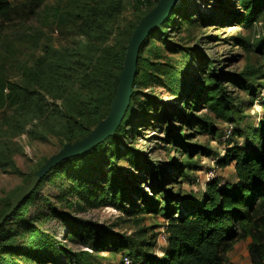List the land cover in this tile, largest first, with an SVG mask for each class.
<instances>
[{
	"label": "rangeland",
	"instance_id": "rangeland-1",
	"mask_svg": "<svg viewBox=\"0 0 264 264\" xmlns=\"http://www.w3.org/2000/svg\"><path fill=\"white\" fill-rule=\"evenodd\" d=\"M8 1L12 7L28 4V0ZM154 1L42 0L39 10L30 19L15 17L5 30L0 31V89L3 87V92L0 93V210L13 194L29 183L48 158L78 137L75 128L69 129L70 124H77L79 120L74 106V103H79L78 98L86 101L90 99L88 110L103 111L107 94L105 89L84 92L81 82L74 81L81 69L76 63L90 53L94 52L97 56L103 48L122 45L127 31L150 6H155ZM101 8L107 15L103 19L107 22L105 24L108 31L106 35L99 37L104 21L100 15L98 17L101 20L93 15L92 10ZM176 8L179 9L173 22L164 33L152 38L149 43L152 51L147 53L144 50L143 57L150 63H160L161 68L173 66L178 70L187 69L184 78L185 95L189 94L190 98L194 96L203 76L219 70L234 74L254 70L257 77L253 83V91L248 93L229 84L223 85L238 106V114L230 123L216 119L196 101L198 105L190 113L206 116L212 134L195 136L192 129L177 119L179 113L188 112L189 98L174 97L169 89L158 85L150 73L145 77L139 75L133 104L136 112L124 126L118 157L112 155L115 143L111 140L113 137L105 140L102 166L96 173L90 172L88 177L87 183L95 191L102 185H108L104 183L102 173H107L112 161L124 174L138 176L136 187L155 200L156 196L149 187V179L129 165L130 156L125 153L128 150L134 154L140 153L146 163L164 168L170 180L173 164L185 160L181 144L168 143L170 133L180 141L185 140L186 143L202 148L200 153L193 156L184 177L168 181L170 185L166 188L173 198L184 204V197H199L205 192L209 173L214 175L212 180H218L220 184L225 181L234 182L233 165L219 168L216 160L224 156L228 148L246 145L243 133L257 127L264 116V19L256 17L249 23L235 22L233 16L240 12L235 0H179ZM88 13L92 14L88 16ZM181 14H184L185 20L180 17ZM92 20L93 28L97 27L95 35L89 34L92 32L85 28L92 27ZM237 37L244 38L246 44L238 45L233 41ZM89 45H95L90 52ZM169 49L175 50V53ZM187 54H191V59L185 66ZM209 63L214 68L208 67ZM56 68L59 69L57 73ZM61 74L64 78H61ZM10 85H16L23 93L30 92L32 99L23 98V93L20 98L11 95ZM71 96L75 102L66 101ZM151 102H158L156 106L160 108L154 111L149 106L146 112L141 111L143 103ZM162 105H172L169 110L170 118L166 123ZM83 119L87 121L85 126L89 131L93 130V116L88 115ZM185 136L187 138H183ZM68 173L71 175L72 171L69 170ZM72 188L67 175H60L59 171L52 172L37 187L32 203L26 206V217L36 219L33 224L37 228L73 252L90 250L79 235L72 240L66 239V229L57 218L49 214L50 204L73 217L94 222L112 234L125 236L129 246L133 245L134 249L140 248L153 256L161 257L168 223L162 212L127 216L108 205L86 206L80 210L79 203H83L72 192ZM135 204L141 203L136 199ZM162 206L161 202L160 208ZM20 230L14 223L4 228L6 233L14 232L16 244L26 240V234ZM247 244V241L239 242L227 254L231 264H251ZM121 245L124 248L119 252H112L110 248L98 253L91 252L93 264H123L122 258L130 254V250L125 247L126 241ZM15 260L18 264H31L22 258ZM62 264L73 263L62 259Z\"/></svg>",
	"mask_w": 264,
	"mask_h": 264
},
{
	"label": "trees",
	"instance_id": "trees-1",
	"mask_svg": "<svg viewBox=\"0 0 264 264\" xmlns=\"http://www.w3.org/2000/svg\"><path fill=\"white\" fill-rule=\"evenodd\" d=\"M137 2L140 3L139 0ZM154 2L156 5L158 0ZM235 2L240 10L233 16L235 22L249 23L256 17L264 19V0H235ZM41 4L42 0H28L26 6L12 7L8 0H0V31L5 30L7 24L15 17L25 20L30 19L37 13ZM153 8L150 6L148 11L131 26L122 45L103 48L97 56L94 52L90 53L76 63L77 67H81V69L76 70L79 72L77 80L72 79L81 82L85 89L84 92L87 91L88 93V90L104 91L105 89L107 94L101 112L95 109L88 110L90 99L86 101L78 98L79 103H74L79 123L70 124L71 128L69 127V129L75 128L78 137L71 143L81 140L91 132L85 126L87 121L83 119L84 117L93 116L95 128L108 115L110 104L115 97L129 38L141 18ZM178 9L175 7L170 16L150 33L139 50L137 73L133 82L130 106L121 125L111 138L115 142L112 152L113 157H118L119 144L122 143L123 133L125 132L124 126L131 121L136 112L133 104L136 100L134 95L137 93L135 88L139 75L145 77L150 73L156 79V83L169 89L174 97L189 98L188 112H178L180 116L177 119H180L183 125L192 129L195 136L212 134V128L206 116L190 113L195 111L194 109L198 105L196 101L216 119L230 123L234 121V117L238 114V106L234 104V98L228 94L223 85L229 84L248 93L253 91V83L257 77V72L254 70H248L240 74L225 73L219 70L203 76L198 82L194 96L190 98L189 94L185 95L186 82L184 78L188 72L187 69L178 70L173 66H169L168 69L161 68L160 63H150L146 57H143L144 50L147 53L152 51V47L149 45L152 38L155 35L164 33L168 25L173 22ZM92 13L97 17L100 15L101 19L107 16L102 8L100 10L93 9ZM92 13L87 15L89 16ZM183 16L184 14H181L180 17ZM103 21L102 32L99 33L101 34L99 37L103 34L106 35L108 31L106 30V20L103 19ZM93 26L94 21L92 20V27L86 26L85 28L90 29L92 33L89 34L95 35L97 27L93 28ZM233 41L241 46L246 44L245 39L242 37L233 38ZM94 47L95 45H89L88 52ZM169 51L175 53V50L169 49ZM185 58V66H187L191 54H187ZM207 66L214 68L212 63ZM61 68L66 70L64 67ZM55 71L57 73L59 69L56 68ZM73 72H75L74 69ZM71 76L72 73L69 75V79ZM61 78H64L62 74ZM2 92L3 87L0 89L1 94ZM10 92L16 98H20L23 93L16 85H10ZM73 93L76 94L77 92ZM31 95L30 92L23 93L22 97L28 100L32 99ZM79 95L83 94L79 93ZM66 101L75 102L72 96ZM156 104L158 102L143 103L140 109L146 112L149 106H152L155 111L156 108H160ZM162 106L165 116L164 122L166 123L170 118L169 110L172 109V105ZM71 110L72 108H70ZM242 136L247 140L246 145H236L228 148L224 156L216 160L219 168L233 165L235 181H225L222 184L218 180L209 181L205 184L206 188L203 194L197 198L184 197V204L173 198L166 187L170 185L168 181H175L176 178H182L186 175V169L189 167L190 161L194 155L202 151V148L186 143L185 140L180 141L172 133L168 134V143L172 145H179L180 143V149L185 154V160L173 164V174L170 180L168 179L169 174L164 168L146 163L140 153L134 154L130 150L125 153V155L130 156L129 165L137 173H144L149 179V187L156 196L155 200L148 196L146 192H143L141 188L136 187L138 176L132 173L124 174L123 170L112 161L107 173H102L105 178L104 183L108 185L100 186L98 191L88 185L90 172L96 173L102 166L101 156L104 154L105 142L97 145L85 155L62 162L39 182L37 187L54 171H59L60 175H67L73 185L72 192L83 203L78 202L80 210H83L86 206L101 207L108 205L127 216L162 212L168 223L166 226L167 238L161 257L153 256L148 251L140 248L134 249L133 245L129 246L128 239L125 236L112 234L109 230L94 222L73 217L68 213L59 211L50 204L49 214L57 218L66 229V239L72 240L76 235H79L90 250V252H73L64 244L37 228L33 224L36 219L26 217L25 209L34 200L38 190L36 187L34 193L23 201L0 226V264H18L16 258H22L31 264H62V259H66L73 264H93L91 252L98 253L108 248L112 252H119L124 248L121 243L125 241V247L130 250V254H127L126 257L131 258V264H231L227 254L239 242L243 241L248 242L246 250L251 264H264V116L257 127L250 128ZM69 170L72 171L71 175L68 173ZM136 199L141 204H135ZM10 200L8 199L2 210H0V218L9 209ZM161 202L163 203L162 208H160ZM11 223L17 225L21 229L20 232L26 234V240L23 243H15L14 232H4V228Z\"/></svg>",
	"mask_w": 264,
	"mask_h": 264
},
{
	"label": "water",
	"instance_id": "water-1",
	"mask_svg": "<svg viewBox=\"0 0 264 264\" xmlns=\"http://www.w3.org/2000/svg\"><path fill=\"white\" fill-rule=\"evenodd\" d=\"M178 1L158 0L154 8L141 18L126 46L125 58L119 74L115 97L110 104L108 115L86 137L75 143L65 144L58 153L48 158L32 176L29 183L11 198L9 209L0 218V226L23 201L33 194L39 182L51 170L66 160L85 155L91 149L115 135L130 106L133 82L137 73L139 50L150 33L170 16Z\"/></svg>",
	"mask_w": 264,
	"mask_h": 264
},
{
	"label": "built area",
	"instance_id": "built-area-1",
	"mask_svg": "<svg viewBox=\"0 0 264 264\" xmlns=\"http://www.w3.org/2000/svg\"><path fill=\"white\" fill-rule=\"evenodd\" d=\"M214 178V175L212 173H209L206 177V182L211 181ZM123 264H131V261L129 260L128 257L124 256L122 258Z\"/></svg>",
	"mask_w": 264,
	"mask_h": 264
}]
</instances>
